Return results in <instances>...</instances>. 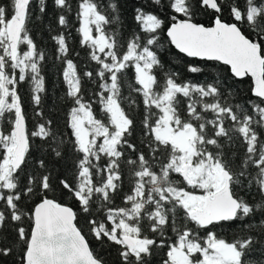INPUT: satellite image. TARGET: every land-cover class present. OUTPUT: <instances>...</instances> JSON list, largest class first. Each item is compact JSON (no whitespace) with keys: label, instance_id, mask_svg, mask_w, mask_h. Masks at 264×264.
<instances>
[{"label":"snow or ice","instance_id":"6c2138e0","mask_svg":"<svg viewBox=\"0 0 264 264\" xmlns=\"http://www.w3.org/2000/svg\"><path fill=\"white\" fill-rule=\"evenodd\" d=\"M51 2L62 128L28 27L47 0L0 3V259L105 264L90 234L120 264H264V0H135L131 29L119 0H76L82 70L72 3ZM68 159L71 178L56 170Z\"/></svg>","mask_w":264,"mask_h":264},{"label":"trees","instance_id":"16d2710c","mask_svg":"<svg viewBox=\"0 0 264 264\" xmlns=\"http://www.w3.org/2000/svg\"><path fill=\"white\" fill-rule=\"evenodd\" d=\"M70 2L72 3L73 6V12L69 14V20L72 23V26L69 29V31H71V36L69 37L71 58L74 59V61L78 64V66H80L82 70L83 62L87 59L86 50L80 47V43H79L80 37L78 36L75 30L79 26L75 18L76 0H70ZM134 2L135 0H119L120 10L122 13V20L129 29H131L134 26L131 18L132 17L131 8ZM0 3L7 4L8 0H0ZM47 4H48V10L44 14L42 20L37 22L35 20V14L36 12H38V9L36 8L35 3H33L32 5L33 20L31 23H29L28 27L31 30L32 36L36 40L38 46L44 49L48 57L47 64L45 67V72L47 76V88H48V94L44 98V106H43L45 115L50 116V118H52L55 121H58L59 126L62 128L64 124V109L66 105L60 98L63 97L64 95V85L58 74V69L56 66L59 64V62L58 61L54 62V58H53L54 42L50 38V35L57 34V32L60 31L61 29H59L57 24V10L53 7L51 0H47ZM48 25H51V31L47 27ZM77 53H79L78 56L76 55ZM182 66L183 65L181 63L177 65V68H181ZM206 71H212V74L216 75V71L212 69H206ZM191 78L199 80V79H203L204 77L197 75V76H192ZM248 84L249 81L246 80L243 84L240 85V89H241L239 96L240 101H244L250 96V93L247 91ZM20 93L24 100L25 110L30 117L29 123L31 124L35 119V117L32 114V107L29 99V90L26 85L20 86ZM139 140L140 137L139 135H137L136 142L139 143ZM240 151H242V149H240ZM56 170L58 173L62 175H67L69 178H71V159H68L66 161L57 164ZM127 191H128V185L127 183H125L123 192L118 194L114 198L115 204L117 206H123L122 197L123 194L126 193ZM65 199H67V197ZM249 199L251 200L252 197L249 196ZM69 203L71 204V206L76 208V205L72 204L71 201H69ZM79 220H80L79 226H83L84 214H81L79 216ZM215 231L221 233L226 238L231 239L235 231V227L234 226L230 227L229 225L225 224L222 227L215 229ZM2 234L6 235L7 232H4ZM86 239H88L89 245L93 249V251L104 260L105 264H120V259L117 252L118 246L108 243L107 241L101 244L99 241L94 239L90 234L86 236ZM15 255H18V250L16 253H14V256ZM14 256L0 259V264H12ZM152 264H160L159 256L153 258Z\"/></svg>","mask_w":264,"mask_h":264}]
</instances>
